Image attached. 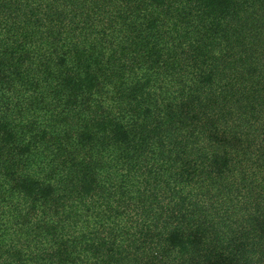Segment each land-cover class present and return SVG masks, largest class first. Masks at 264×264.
I'll use <instances>...</instances> for the list:
<instances>
[{
  "label": "trees",
  "instance_id": "16d2710c",
  "mask_svg": "<svg viewBox=\"0 0 264 264\" xmlns=\"http://www.w3.org/2000/svg\"><path fill=\"white\" fill-rule=\"evenodd\" d=\"M0 264H264V0H0Z\"/></svg>",
  "mask_w": 264,
  "mask_h": 264
}]
</instances>
